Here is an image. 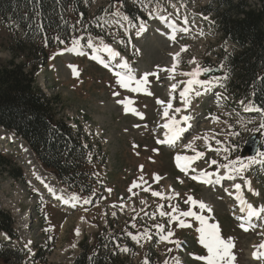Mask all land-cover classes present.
<instances>
[{"label": "rangeland", "instance_id": "374dc122", "mask_svg": "<svg viewBox=\"0 0 264 264\" xmlns=\"http://www.w3.org/2000/svg\"><path fill=\"white\" fill-rule=\"evenodd\" d=\"M146 1L126 0L121 3L122 6L126 4L142 9L145 20L133 22L122 18L118 11L120 6L116 3L112 5L111 10L107 9L111 5L108 0H83L81 6L84 5L88 19L93 21L94 28L98 32L103 31L104 35L90 36L78 31L79 50L84 55L66 51L69 49L67 47L52 48L48 50L49 58L46 64L35 74V83L42 92L47 96L58 94L61 102L59 115L72 120L77 127L83 126L81 130L84 132L89 131L92 135L95 133L91 138L95 148L96 145L99 146V151L92 166L96 185L91 195L67 190L56 180L52 171L45 169L36 160L27 144L0 126V150L20 165L24 175V179L18 181L6 173L0 174V207L10 212L15 221V228L20 235L18 244L30 252L28 264H71L79 250L78 243L84 237L92 241L102 226L109 230L110 222L130 223L132 227H142L143 233L147 232V236H141L139 243L133 240L138 253L134 257L135 264H145V261H140L141 254H148L153 264H165V261H168V264H203L195 259L207 254L198 242L199 222L192 217H182L192 227H177L175 221L169 223V217L158 214L157 208L161 205L164 206L162 210L165 212H171L172 207L176 206L179 211H188L191 208L192 211L204 215L209 223L219 225L224 238L232 239L235 245L232 249L235 255L234 264H260L259 260L251 258L250 255L253 246L264 241V236L260 235L264 229L263 222L258 220L254 222L257 225L255 228L244 231L239 226L241 220L237 217H243L245 213L232 208L231 201L227 199L231 197L228 193L232 192L228 190V186L205 185L191 179L193 175H199L200 170L221 171L222 167L209 166L211 160L218 161L220 165L229 162L228 159L223 161L220 158V153L225 150L221 145L231 137L238 142L242 137L236 136V133L241 130L245 135L258 127L257 124H261L260 116L244 110V114L241 113L233 121L234 124L230 122V131L217 132L219 138L216 141L219 143L213 147L215 150L210 151L206 147L208 144L214 146L212 138L215 137V130L209 128L211 114L205 108L204 102L200 104L193 98V106L187 111L176 113L179 119L186 115L191 117L188 124L182 122L180 125L187 129L183 140L171 148L158 147L155 138L164 122L160 117L164 105L156 104L155 98L161 96L163 101H169L162 91L166 77L171 74L159 72V79L149 76L147 89L153 95H146L121 88L117 84L118 77L91 58L86 40H91L93 44H109L120 54L112 60L113 64L117 67L118 61L127 62L132 74L139 79L145 73L158 72V67L171 68L172 57L179 53L180 60L174 78L179 82L189 78L179 73L191 72L195 65L203 69L210 63L218 64L216 50L221 44L219 35L208 17L201 18L198 12V7L207 0ZM99 7L104 8L97 15L98 20L95 23V12ZM158 16L180 21L187 18L190 32L171 40L162 29ZM137 23L144 25L143 31L137 28ZM12 36L6 25L0 22L2 61L10 57L8 44ZM182 47H186L187 51L182 52ZM193 59L195 65L189 63ZM70 65L75 66L78 75L73 74ZM123 72L127 74V70L123 69ZM220 92L222 97H226L223 91ZM178 94L177 90L176 96ZM126 98L134 102L131 107L143 114L142 119L131 111L125 112V105L117 102ZM226 98L232 100L231 96ZM217 101L215 109L220 112L224 110V104L230 107V103L223 99ZM172 104L173 109L183 108L178 98L172 99ZM244 106L245 104L236 107ZM174 113L170 110L169 116ZM204 136L208 137L207 144L203 139H197ZM189 144L197 151L204 152L205 156L192 164L196 171L180 172L181 170L176 169L177 165L173 164L172 155L190 154L192 149L185 147ZM261 158L260 156L259 159ZM33 161L38 164L39 171L34 169ZM243 162L249 163L247 158ZM236 167H239V164ZM248 168L250 170L246 172ZM247 169L242 175L251 182L252 191L247 188L243 194L249 202L259 208L264 206V171L249 164ZM154 176L160 179L157 181ZM140 177H143V181H140ZM134 182L140 186L132 187ZM49 188L53 191H49ZM153 191L162 193L164 198L153 196ZM55 192L68 198L75 194L79 199L71 200L70 205L66 206L62 199L55 198ZM189 197L204 202L211 211H201L197 206L185 203ZM85 200L90 202L85 203ZM142 201L144 203H141ZM26 211L30 213V220ZM156 225H163L165 233L174 232L171 240L179 241L180 247L161 240V232ZM15 244V241L10 243ZM37 249L41 253L45 251V256L35 260L34 253ZM0 264L4 263L0 261Z\"/></svg>", "mask_w": 264, "mask_h": 264}, {"label": "trees", "instance_id": "16d2710c", "mask_svg": "<svg viewBox=\"0 0 264 264\" xmlns=\"http://www.w3.org/2000/svg\"><path fill=\"white\" fill-rule=\"evenodd\" d=\"M108 1L107 9L116 3L123 16L133 21L145 18L142 9L122 6L126 0ZM82 2L0 0V22L13 34L8 44L10 57L0 59V126L24 140L36 160L67 190L91 195L96 185L94 152L82 134L59 115L58 94L47 96L35 83L36 72L49 58L48 50L72 45L78 31L104 35L88 19ZM103 8H97L95 23ZM199 10L220 31L216 57L227 88L264 118V0H208ZM2 173L24 179L20 165L0 150ZM109 228L102 226L92 241L84 237L71 264H135L138 253L132 236L143 234V228L113 222ZM0 234L8 238L0 239V261L28 264L27 249L10 245L19 242L20 236L12 215L1 207ZM44 256L45 251L37 249L34 259ZM139 257L153 264L148 254Z\"/></svg>", "mask_w": 264, "mask_h": 264}, {"label": "snow or ice", "instance_id": "6c2138e0", "mask_svg": "<svg viewBox=\"0 0 264 264\" xmlns=\"http://www.w3.org/2000/svg\"><path fill=\"white\" fill-rule=\"evenodd\" d=\"M153 15V14H150ZM158 19L161 20V22H167L168 27L172 29V34L169 36V39L175 40V33L177 31H187V28L178 29L177 26L173 22H169L167 20V17L158 16ZM123 19L127 20L128 17H123ZM184 23L187 24V18L184 19ZM144 30V25L141 24L140 31ZM63 43V41H61ZM73 47L71 49H66V51H74L79 55H84L82 51L79 50V39H74L72 41ZM87 46L91 49H93V55L92 59L97 60L99 63L103 64L104 67H109V64L105 62L104 59H102L98 53L105 52L108 55L109 60H114L116 57H118L120 54L113 50L109 45L101 43L99 47L95 46L91 40H88ZM181 51H187L186 47H182ZM62 54V53H57ZM179 53L174 54L173 56V65L171 68L168 69H160L158 67V72L153 73H145L141 78L137 79L134 74H132V70L129 68V65L127 62H122L117 65V67L123 68L127 70V74H121L116 73L117 84L124 89H127L131 92H142L146 95H153L150 91L147 89V85L150 83L148 80L149 76H155L157 79H159V72H168L170 73L171 79L175 78L176 69L178 67V58ZM189 63L195 64V59L190 61ZM73 68V74L78 75V71L76 70L75 66H71ZM210 69L207 68H200L198 65L196 68H194L191 72H181L180 75L189 77L186 81H181L179 83H182L184 85L183 89L179 92L180 100L183 104V108H175L173 109L172 99L174 97L171 96V92H175L179 84H173L171 86V92H170V99L169 101H161L157 99V103L164 105L163 110V117L167 118V122L161 125L162 128H164L166 131L164 133L165 139L163 141H158V143H165L169 145H174L178 140H180L181 135L187 130L184 127H181L180 124L187 123L191 117L186 115L181 117L180 120H176L175 116H169V111H174L175 113H179L182 110L187 111L188 108L192 105V99L193 95L195 97H199L203 95L204 93L199 91V88H204L205 91L210 90L211 83L209 81H202L198 79L200 75L203 73L208 72ZM133 85H135L133 87ZM207 86V87H206ZM114 95H119V93H114ZM118 103H122L125 105V112L131 111L135 115H139L140 118H143L142 113H138L135 108L131 107V105L134 103L133 101L129 99L117 101ZM213 119H217L216 117H213ZM260 129H264V123L260 124ZM236 135H239L236 133ZM197 139H203L205 143L207 144L208 137H197ZM219 143V141H217ZM186 148L192 149V151L195 153L192 156H182L177 155L175 157V161L177 162V166L181 169V171L187 172L188 170L196 171V169L192 168V164H194L196 161L203 159L205 156L204 152L197 151L192 147V144L186 145ZM209 150H212L209 146ZM218 151V150H217ZM225 151H228V149H225ZM259 155L264 158V152H260ZM183 162V163H182ZM253 161H249V163H252ZM239 164V167H236V165ZM216 165L217 167H222L227 171V173L224 176H220L218 172H207L206 170H200L199 176L193 175L191 179L198 180L201 183H219L221 179H227V180H235L237 176H239L241 179L244 180V187H247L249 191H252L251 188V182L245 179L241 174L247 169L248 164L244 163L240 158H237L236 160H230L228 163L220 165L218 161L211 160L209 162V166ZM235 173V175H232V173ZM213 176L216 177L215 180L211 179ZM140 181H143V177L139 178ZM155 180H159L160 177L154 176ZM146 183V182H145ZM140 185L136 182L133 183L132 187H139ZM235 191V194L229 193L230 195H234V198L238 201L240 205V211L245 213V216L243 217H237L238 220H241L240 227L244 231H249L253 228H255L257 225L253 223V220H260L264 221V206H261L259 208L254 207L251 203L245 200L243 193H242V185L237 183L233 185ZM149 189H145V191H148ZM49 191H53L51 188H49ZM110 191V190H109ZM131 191V188L129 189ZM254 195H258V193H253ZM153 196L164 198L162 193L160 192H152ZM58 199H62V197H57ZM79 198L73 194V196L70 198V200L75 201ZM64 203H69V200H63ZM85 203H89L90 201L85 200ZM141 203H144L143 201ZM185 203H190L193 206H197L201 211H211V208H209L204 202L202 201H196L192 197H189L188 200L185 201ZM123 207V205L121 206ZM164 206L161 205L157 208V212L160 216H167L170 218L169 223L175 221L177 224V227L180 228H190L192 225L188 222H186L185 219L187 217H192L194 220L199 222V227L197 228V232L199 233L198 242L201 244V246L205 249L206 255L204 256H197L195 259L198 261L203 262V264H234L235 261V255L232 253V249L235 247L234 243L232 242L231 238H224L221 234V230L219 225L215 223H209L208 219L204 215H200L189 208L188 211H179L178 207L173 206L171 209V212H165L162 210ZM153 218H155L153 216ZM134 226V225H133ZM156 228L159 229L161 232L160 239L166 242L175 243L176 247H180L179 241H172L171 237L174 235V232L167 231L165 233V229L163 225H156ZM77 234H79V231L77 230ZM132 236V234H128ZM260 235L264 236V233H260ZM141 236H147V232L143 234H138L136 236H132V239L136 240L137 243L140 242ZM254 251H253V258L257 260H264V241H262L259 245H254ZM124 252L129 251L127 248L121 249ZM171 251V249H169ZM145 264H148L147 261H145ZM165 264H168V261H165ZM179 264V262H177Z\"/></svg>", "mask_w": 264, "mask_h": 264}, {"label": "water", "instance_id": "95a60500", "mask_svg": "<svg viewBox=\"0 0 264 264\" xmlns=\"http://www.w3.org/2000/svg\"><path fill=\"white\" fill-rule=\"evenodd\" d=\"M208 69H210L208 72L203 73L201 75L202 78H208V77H211V76H217V75L221 74L220 68L218 66H214V67H211V68H208ZM258 145H259L258 135L255 134V135L251 136L246 141V143L244 144V146H243V148L241 150V156L244 157L245 155H248V156L255 155V153H256V151L258 149Z\"/></svg>", "mask_w": 264, "mask_h": 264}, {"label": "bare ground", "instance_id": "6f19581e", "mask_svg": "<svg viewBox=\"0 0 264 264\" xmlns=\"http://www.w3.org/2000/svg\"><path fill=\"white\" fill-rule=\"evenodd\" d=\"M72 48V47H71ZM180 60V56H179V58H178V61ZM194 66V65H193ZM229 96H231L232 97V95L231 94H229V95H226V97H229ZM233 98V97H232ZM185 124V123H184ZM187 124H188V122H187ZM192 124V123H191ZM189 127V126H188ZM4 137V136H3ZM12 140H14V141H16L14 138H11ZM18 139H20V138H18ZM10 141V140H9ZM22 141V140H21ZM25 144V143H24ZM23 145V144H22ZM29 152V151H28ZM30 156H32L31 154H30ZM32 159H33V157H32ZM34 160V159H33ZM33 163H34V169L35 170H40V168H39V166H38V164H35V161H33ZM183 163V162H182ZM179 168V167H178ZM180 169V168H179ZM181 170V169H180ZM214 178H215V176H214ZM235 190V189H234ZM232 191V190H231ZM232 193V192H231ZM229 194V193H228ZM234 194V193H233ZM230 195V194H229ZM230 196H232V195H230ZM234 196V195H233ZM57 197H62L63 198V200H69L70 202H71V200H70V198H68L66 195H60L59 193H56L55 192V198H57ZM70 202L69 203H65L64 205H66V206H69L70 205ZM60 204V203H59ZM62 204V203H61ZM243 216H245V214L243 215ZM25 215H24V220H25ZM256 220H253V222H255ZM261 233H264V229H262L261 230ZM16 243H18L17 241H15ZM251 253H252V251H251Z\"/></svg>", "mask_w": 264, "mask_h": 264}]
</instances>
